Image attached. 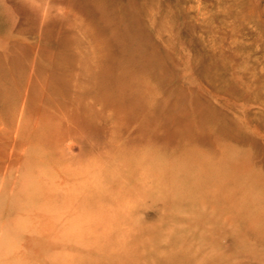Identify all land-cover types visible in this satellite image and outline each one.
<instances>
[{
    "label": "rangeland",
    "instance_id": "374dc122",
    "mask_svg": "<svg viewBox=\"0 0 264 264\" xmlns=\"http://www.w3.org/2000/svg\"><path fill=\"white\" fill-rule=\"evenodd\" d=\"M188 263L264 264V0H0V264Z\"/></svg>",
    "mask_w": 264,
    "mask_h": 264
},
{
    "label": "bare ground",
    "instance_id": "6f19581e",
    "mask_svg": "<svg viewBox=\"0 0 264 264\" xmlns=\"http://www.w3.org/2000/svg\"><path fill=\"white\" fill-rule=\"evenodd\" d=\"M124 26H125V24H124ZM123 28H124V27H123ZM116 30H117V29H116ZM126 32H127V31H126ZM120 33H121V34L123 33V31H122L121 29L118 30V32H117L118 35H116V36L120 37V36H121V35L119 36ZM125 36H127V35L125 34ZM118 37H116V38H118ZM121 38H122V36H121ZM120 41H121V40H120ZM124 50H125V48H124ZM122 51H123V50H122ZM123 53H124V52H123ZM141 57H143V56H141ZM144 58H145V57H144ZM113 60H114V61H117L118 58H117L116 60H115V59H113ZM119 61H120V59H119ZM119 61H118V63H119ZM124 61H127V60H124ZM130 61H131V60H130ZM112 63H114V62H112ZM119 64H121V63H119ZM114 65H115V63H114ZM114 65H113V66H114ZM113 66H111V67H113ZM118 66H119V65H118ZM118 66H117V67H118ZM120 66H121V65H120ZM146 66H147V65H146ZM115 68H116V67H115ZM113 75H114V74H113ZM108 77H109V76H108ZM111 77H112V76H111ZM118 77H119V76H118ZM109 79H110V77H109ZM111 84H112V83H111ZM115 100H117L116 97H115ZM199 174H201V173H199ZM247 176H248V175H247ZM237 179H238V178H237ZM251 179H252V178H251ZM256 181H257V180H256ZM250 183H251V181H250ZM252 183H253V181H252ZM256 185H257V184H256ZM234 186H235V185H234ZM234 188H235V187H234ZM251 188H252V187H251ZM261 188H262V187H260V189H261ZM252 189H253V188H252ZM254 190H256V189H254ZM261 190H262V189H261ZM258 191H259V190H258ZM259 194H261V192H259ZM262 197H263V196H262ZM250 201H252V200L250 199ZM253 201H254V200H253ZM27 202H28V201H27ZM245 202H246V201H245ZM261 215H262V214H261ZM259 217H260V216H259ZM260 225H261V224H260ZM261 229H262V228H261ZM168 262H169V261H168ZM188 264H189V263H188Z\"/></svg>",
    "mask_w": 264,
    "mask_h": 264
}]
</instances>
